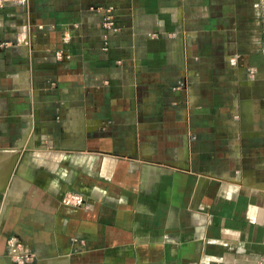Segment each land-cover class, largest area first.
Wrapping results in <instances>:
<instances>
[{
	"label": "crops",
	"instance_id": "obj_1",
	"mask_svg": "<svg viewBox=\"0 0 264 264\" xmlns=\"http://www.w3.org/2000/svg\"><path fill=\"white\" fill-rule=\"evenodd\" d=\"M0 264H264V0H0Z\"/></svg>",
	"mask_w": 264,
	"mask_h": 264
},
{
	"label": "built area",
	"instance_id": "obj_2",
	"mask_svg": "<svg viewBox=\"0 0 264 264\" xmlns=\"http://www.w3.org/2000/svg\"><path fill=\"white\" fill-rule=\"evenodd\" d=\"M112 10L113 7L112 6H108L105 8V14L103 17V21L102 24L105 28H107L110 31H116L117 27L114 23V19H113V15H112ZM57 57H60V52L57 51L56 52Z\"/></svg>",
	"mask_w": 264,
	"mask_h": 264
}]
</instances>
